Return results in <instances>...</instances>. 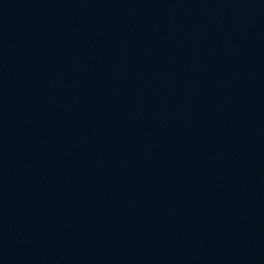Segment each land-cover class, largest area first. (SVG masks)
Here are the masks:
<instances>
[{"label": "water", "instance_id": "95a60500", "mask_svg": "<svg viewBox=\"0 0 264 264\" xmlns=\"http://www.w3.org/2000/svg\"><path fill=\"white\" fill-rule=\"evenodd\" d=\"M0 264H264V0H0Z\"/></svg>", "mask_w": 264, "mask_h": 264}]
</instances>
